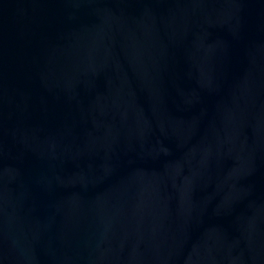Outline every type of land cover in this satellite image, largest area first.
<instances>
[{
    "label": "water",
    "instance_id": "water-1",
    "mask_svg": "<svg viewBox=\"0 0 264 264\" xmlns=\"http://www.w3.org/2000/svg\"><path fill=\"white\" fill-rule=\"evenodd\" d=\"M0 264H264V0H0Z\"/></svg>",
    "mask_w": 264,
    "mask_h": 264
}]
</instances>
